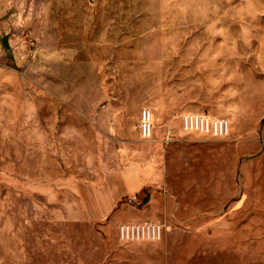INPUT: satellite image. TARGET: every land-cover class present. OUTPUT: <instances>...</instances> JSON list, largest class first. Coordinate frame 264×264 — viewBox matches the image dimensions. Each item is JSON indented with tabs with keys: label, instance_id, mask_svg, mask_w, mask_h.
I'll return each mask as SVG.
<instances>
[{
	"label": "rangeland",
	"instance_id": "1",
	"mask_svg": "<svg viewBox=\"0 0 264 264\" xmlns=\"http://www.w3.org/2000/svg\"><path fill=\"white\" fill-rule=\"evenodd\" d=\"M0 264H264V0H0Z\"/></svg>",
	"mask_w": 264,
	"mask_h": 264
},
{
	"label": "built area",
	"instance_id": "2",
	"mask_svg": "<svg viewBox=\"0 0 264 264\" xmlns=\"http://www.w3.org/2000/svg\"><path fill=\"white\" fill-rule=\"evenodd\" d=\"M182 122L186 129L212 130L217 134H224L227 131L226 121L210 119L197 114H185ZM138 133L144 139H150L154 130L153 113L148 107L141 108L139 120L136 124ZM128 202L141 205L142 201L136 197H128ZM163 232V226L158 222L141 221L136 223H122L117 228L118 238L122 241L131 240H157Z\"/></svg>",
	"mask_w": 264,
	"mask_h": 264
},
{
	"label": "crops",
	"instance_id": "3",
	"mask_svg": "<svg viewBox=\"0 0 264 264\" xmlns=\"http://www.w3.org/2000/svg\"><path fill=\"white\" fill-rule=\"evenodd\" d=\"M127 177V178H126ZM121 179L125 183V191L122 192L123 195H141L144 192L145 188V177L137 170L135 167L125 170L121 174ZM136 197L137 196H133ZM146 200V201H145ZM149 200L148 196L142 200V203H147ZM101 210L100 213L104 214L108 209H99Z\"/></svg>",
	"mask_w": 264,
	"mask_h": 264
},
{
	"label": "bare ground",
	"instance_id": "4",
	"mask_svg": "<svg viewBox=\"0 0 264 264\" xmlns=\"http://www.w3.org/2000/svg\"><path fill=\"white\" fill-rule=\"evenodd\" d=\"M221 107V106H220ZM156 121V120H155ZM153 122H154V118H153ZM150 172V171H149Z\"/></svg>",
	"mask_w": 264,
	"mask_h": 264
},
{
	"label": "trees",
	"instance_id": "5",
	"mask_svg": "<svg viewBox=\"0 0 264 264\" xmlns=\"http://www.w3.org/2000/svg\"><path fill=\"white\" fill-rule=\"evenodd\" d=\"M146 201V200H145Z\"/></svg>",
	"mask_w": 264,
	"mask_h": 264
}]
</instances>
